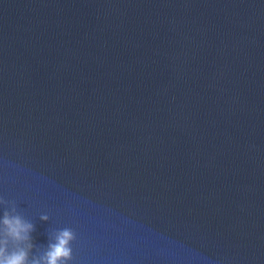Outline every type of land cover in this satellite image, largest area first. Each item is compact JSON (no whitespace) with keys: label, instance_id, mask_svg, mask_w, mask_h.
<instances>
[{"label":"water","instance_id":"obj_1","mask_svg":"<svg viewBox=\"0 0 264 264\" xmlns=\"http://www.w3.org/2000/svg\"><path fill=\"white\" fill-rule=\"evenodd\" d=\"M0 199L70 264H264V0H0Z\"/></svg>","mask_w":264,"mask_h":264},{"label":"clouds","instance_id":"obj_2","mask_svg":"<svg viewBox=\"0 0 264 264\" xmlns=\"http://www.w3.org/2000/svg\"><path fill=\"white\" fill-rule=\"evenodd\" d=\"M0 204L10 202L0 199ZM42 221L49 219L48 215H41ZM3 233L0 235V264H70L73 259L72 242L76 234L71 228L57 230L50 235V242L45 251L34 255L31 233L34 225L25 220L16 209L5 211L0 220Z\"/></svg>","mask_w":264,"mask_h":264}]
</instances>
